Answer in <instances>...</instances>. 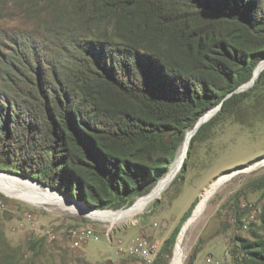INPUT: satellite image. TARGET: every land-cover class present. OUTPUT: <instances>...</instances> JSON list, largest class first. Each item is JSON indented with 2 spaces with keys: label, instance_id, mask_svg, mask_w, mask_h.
Returning a JSON list of instances; mask_svg holds the SVG:
<instances>
[{
  "label": "trees",
  "instance_id": "obj_1",
  "mask_svg": "<svg viewBox=\"0 0 264 264\" xmlns=\"http://www.w3.org/2000/svg\"><path fill=\"white\" fill-rule=\"evenodd\" d=\"M32 7L35 18L44 14V56L2 61L14 91H2L0 169L89 210L118 211L148 195L200 118L221 105L188 156L222 112L264 81L263 70L250 89L234 93L264 59V0H41ZM197 203L155 264L171 257ZM246 214L239 211V225ZM247 230L250 238H234L232 264H264V208Z\"/></svg>",
  "mask_w": 264,
  "mask_h": 264
},
{
  "label": "rangeland",
  "instance_id": "obj_2",
  "mask_svg": "<svg viewBox=\"0 0 264 264\" xmlns=\"http://www.w3.org/2000/svg\"><path fill=\"white\" fill-rule=\"evenodd\" d=\"M40 2L0 0V105L2 91L10 95L14 91V85L10 84V81L14 83L13 74L5 71L2 61L19 56L31 60L44 56L41 25L44 14L39 13L35 18L27 12V9L34 10L33 4L40 6ZM186 159L182 179L175 177L147 210L113 226L86 218L63 205H32L0 193V264L4 261L10 264H155L162 244L191 204L196 199L199 202L203 190L221 176L237 171L211 196L183 241V264H187L195 250L194 264H232L234 238L251 237L247 229H242V222L239 225L242 205L264 208V81L222 112L194 143ZM0 173L28 180L89 210L30 177L3 169ZM82 231L87 233L86 237L75 246L73 233ZM180 231L171 257L164 254L156 264L171 263ZM140 244H143L141 254L129 251L130 247Z\"/></svg>",
  "mask_w": 264,
  "mask_h": 264
},
{
  "label": "bare ground",
  "instance_id": "obj_3",
  "mask_svg": "<svg viewBox=\"0 0 264 264\" xmlns=\"http://www.w3.org/2000/svg\"><path fill=\"white\" fill-rule=\"evenodd\" d=\"M264 70V60H262L256 69L254 70L255 77L259 78V75ZM257 80V79H256ZM255 80V81H256ZM215 113H208L203 118V122L209 121ZM194 128L185 136L183 143L181 144L176 157L167 172L166 176L159 181V183L153 188L152 192L142 198H138L135 203L125 209L120 211H104L96 212L89 211L80 208L75 203L64 200V198L49 190L45 189L35 183H31L28 180L16 179L9 174L0 173V193L11 197L20 199L28 204L32 205H45V204H57L63 205L68 210L80 214L86 218L94 221H101L104 223H109L111 226L121 223V221L132 219L137 214L142 213L155 199H157L162 192L171 184V182L177 177L183 163L185 162L191 140L194 137ZM231 178V175L221 176L218 180L213 181L207 188L203 190V194L200 197L198 204L193 212V217L188 219V221L183 225V230L179 234L176 245L173 252V258L170 264H183L184 262V249L183 241L185 240V234L190 226L201 216L207 207L208 201L211 198L214 190L221 186ZM41 207V206H40ZM147 210V209H146Z\"/></svg>",
  "mask_w": 264,
  "mask_h": 264
},
{
  "label": "built area",
  "instance_id": "obj_4",
  "mask_svg": "<svg viewBox=\"0 0 264 264\" xmlns=\"http://www.w3.org/2000/svg\"><path fill=\"white\" fill-rule=\"evenodd\" d=\"M242 210H245L247 212L245 219L242 220V229H247L248 224L254 222L256 220V217L261 213V209L255 207L252 204H245L242 205ZM86 234L87 233L85 231H82L80 233H73L75 246H77L86 237ZM129 251L141 254V251H143V244L132 246L130 247ZM144 253H146V251H144ZM209 262L210 259L207 260V263ZM215 264L219 263L216 262Z\"/></svg>",
  "mask_w": 264,
  "mask_h": 264
},
{
  "label": "water",
  "instance_id": "obj_5",
  "mask_svg": "<svg viewBox=\"0 0 264 264\" xmlns=\"http://www.w3.org/2000/svg\"><path fill=\"white\" fill-rule=\"evenodd\" d=\"M264 60V59H263ZM258 77H255V75H254V72H253V76H252V78H251V80L248 82V83H246L245 85H243L242 87H240L238 90H236L234 93H240V92H244V91H246V90H248V89H250L253 85H254V83H255V80L257 79ZM229 97V96H228ZM227 97V98H228ZM220 107H221V105H219L218 107H216L215 109H213V110H211V111H209L208 113H217L218 112V110L220 109ZM207 113V114H208ZM207 114H205L204 116H206ZM214 114V115H215ZM204 116L202 117V118H200V120L197 122V124L195 125V127H194V131H195V133L194 134H196L197 133V131H198V129L204 124V123H206V122H208V121H206V122H203L202 120H203V118H204ZM184 164V163H183ZM183 166V165H182ZM182 168V167H181ZM180 168V169H181ZM237 172V171H236ZM236 172H234V173H232L231 174V177L236 173ZM220 187V186H219ZM219 187H217L216 188V190L219 188ZM216 190H214V192H213V194L215 193V191ZM152 192V191H151ZM212 194V195H213ZM142 198V197H141ZM140 199V198H139ZM89 211H92V210H89ZM102 212H104V211H102ZM191 217H193V213H192V215L190 216V218ZM190 218H188V219H190ZM188 221V220H187ZM186 221V222H187ZM185 222V223H186ZM182 230H183V227H182V229H181V231H180V233L182 232Z\"/></svg>",
  "mask_w": 264,
  "mask_h": 264
}]
</instances>
